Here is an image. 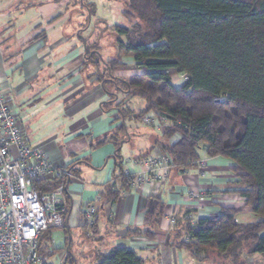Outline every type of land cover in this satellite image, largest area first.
Here are the masks:
<instances>
[{
    "label": "crops",
    "instance_id": "crops-1",
    "mask_svg": "<svg viewBox=\"0 0 264 264\" xmlns=\"http://www.w3.org/2000/svg\"><path fill=\"white\" fill-rule=\"evenodd\" d=\"M44 7L41 4L38 11L43 20L50 13ZM26 13L10 10L0 18V83L28 141L68 172L62 199L67 216L59 231L64 264L79 260L96 264L97 254L113 246L134 250L143 264H199L176 245L185 239L187 223L217 215L221 208L233 209L240 222H251L253 213L240 193L244 185L233 169L235 164L221 156H202L204 163L181 171L169 168L165 178L141 191L129 185L120 188L115 201L103 203L102 193L110 184L120 187L115 175L139 170L135 158L146 152L165 154L156 142L173 143L179 135L165 140L162 128L147 122L144 128L125 123L118 109L105 107V84L88 75L93 64L84 35L62 26L64 21L40 22L19 34L34 19ZM65 19L74 23L75 18L69 14ZM173 77L182 81L179 75ZM191 191L201 193L203 200L198 201ZM159 202L163 204L159 221L149 219ZM89 205L96 207L92 224L83 215ZM170 216L174 217L172 228ZM131 228L148 229L153 236L128 235ZM243 260L244 264H264V254L244 253Z\"/></svg>",
    "mask_w": 264,
    "mask_h": 264
},
{
    "label": "trees",
    "instance_id": "trees-1",
    "mask_svg": "<svg viewBox=\"0 0 264 264\" xmlns=\"http://www.w3.org/2000/svg\"><path fill=\"white\" fill-rule=\"evenodd\" d=\"M126 1L131 26H116L126 38V43L118 41V47L142 72L117 78L114 64L119 61L112 57L104 61L106 72L97 79L128 95L142 96L145 105L139 110L110 105L112 94L104 86L105 107L118 109L123 120L127 115L142 119L150 112L162 116L165 140L179 135L173 143L156 142L170 168L184 170L199 164L202 156H221L235 164L244 185L240 193L256 219L240 222L233 209L221 208L217 215L200 218L193 232L187 223L184 232H192L193 240L181 239L176 245L194 260L214 252L221 258L219 264H244L243 251L247 256L264 254V0ZM87 7L91 15L93 10ZM92 44L85 41L87 56ZM180 74L186 79L173 84L172 76ZM66 177L35 182L40 192L62 183L64 193ZM114 178L120 187L110 184L102 193L103 203L115 201L120 188L130 185L124 172ZM61 205L66 221L67 208L63 201ZM162 209L159 202L149 219L159 221ZM51 229L44 240L50 238ZM127 234L153 236L140 228L128 229ZM96 264H143V260L130 248L113 246L97 254Z\"/></svg>",
    "mask_w": 264,
    "mask_h": 264
},
{
    "label": "built area",
    "instance_id": "built-area-1",
    "mask_svg": "<svg viewBox=\"0 0 264 264\" xmlns=\"http://www.w3.org/2000/svg\"><path fill=\"white\" fill-rule=\"evenodd\" d=\"M179 78L184 80L186 76L180 74ZM144 121L162 128L165 119L150 112ZM198 163H204L203 159ZM136 165L139 170L127 169L124 174L138 191L161 176L165 178L170 168L169 158L162 154L140 158ZM66 173L28 141L0 83V264H54L51 254L43 251L44 236L49 228H61L65 222L61 205L64 185L40 192L35 181L58 180ZM191 195L203 200L197 191H191ZM95 209L89 205L83 212L88 224L94 221ZM170 223L172 228L173 216ZM190 228L196 230L197 223L191 221ZM192 232L185 234L186 240H193Z\"/></svg>",
    "mask_w": 264,
    "mask_h": 264
},
{
    "label": "rangeland",
    "instance_id": "rangeland-1",
    "mask_svg": "<svg viewBox=\"0 0 264 264\" xmlns=\"http://www.w3.org/2000/svg\"><path fill=\"white\" fill-rule=\"evenodd\" d=\"M41 4L46 6L44 8L46 10L49 9L50 12L45 18L46 21L38 15V11H42L41 8H39ZM87 5L93 10L91 15L88 12ZM10 10L12 12L17 10L21 12L26 11L28 18H34L30 23L18 30L20 32L19 34L31 30L35 24L40 22L44 25H51L63 21L64 22L61 24L62 26L71 27L73 33L77 32L83 34L85 40L89 43H93L92 50L95 52L92 53L93 51H91V53H88L90 56L93 54L91 60L93 66H91L92 68L90 69V75L92 76L99 78L101 74L104 75L106 68L103 67V63L105 60L107 61L112 57H116L119 61V63L114 64V66L117 67L114 74L117 78L126 79L131 75L142 72L131 55H128V53L118 47V41L126 43V38L124 35L117 33L116 26H131V21L126 16V11H128L126 0H84V4H81L78 0H0V18L7 17V13ZM65 14L67 16L69 14L73 16V19L75 18L74 23L67 19L64 20ZM12 19L11 21L14 22L15 17ZM6 22L4 23L5 25L8 24V22ZM67 23L70 24L66 25ZM75 37H77V34H75ZM6 46L7 44L5 47ZM178 81V77L172 78L173 84L180 85L182 83V81ZM118 84L121 83L119 82ZM105 86L112 94L110 105L118 106L121 109L130 108L133 110H139L144 107L145 99L142 96L136 94L128 95L127 92L125 93L109 85V82H106ZM131 121L139 128L146 127V123L143 119L127 115L125 117V123L127 122L130 125ZM255 219L256 217L252 214L249 221H254ZM61 228L55 227L50 230V233L47 235V237L50 238L45 240L46 246L43 249L45 253L51 254V260L54 264H64V254L62 253L63 246L62 241L59 239V231ZM184 241L188 242L189 240L184 239ZM244 253L243 251L242 255ZM203 256L204 257H201L200 260L195 259V261L199 264H219L221 262V258L217 257L214 252H208ZM82 263L92 264V261H78V264Z\"/></svg>",
    "mask_w": 264,
    "mask_h": 264
}]
</instances>
